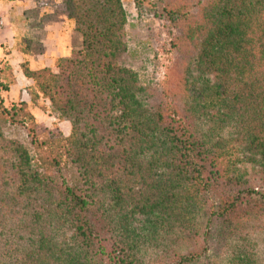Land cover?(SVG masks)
I'll use <instances>...</instances> for the list:
<instances>
[{
  "label": "trees",
  "instance_id": "1",
  "mask_svg": "<svg viewBox=\"0 0 264 264\" xmlns=\"http://www.w3.org/2000/svg\"><path fill=\"white\" fill-rule=\"evenodd\" d=\"M145 1L175 29L158 85L121 0H63L80 49L20 63L29 101L6 103L0 59V264H264V0Z\"/></svg>",
  "mask_w": 264,
  "mask_h": 264
},
{
  "label": "rangeland",
  "instance_id": "2",
  "mask_svg": "<svg viewBox=\"0 0 264 264\" xmlns=\"http://www.w3.org/2000/svg\"><path fill=\"white\" fill-rule=\"evenodd\" d=\"M121 1L127 18V38L132 56L130 66L135 70L138 81L141 84L150 86L158 85L164 79L167 67L170 66L176 56V52L170 44L175 29L170 27L168 21L163 18L146 12L144 8L147 6L145 0L142 2L143 8L141 7V13H139L134 0ZM29 16L33 18L36 15L32 13ZM41 33L42 31L36 26L32 29H27L26 27L17 29V43L20 47H25V43L30 40L29 45H27L31 49L30 55L37 54L42 49L39 41ZM71 38L77 46L72 50L71 55H77L81 43L79 32L74 29ZM31 63L42 64L41 61L36 60L26 61L29 67H31ZM26 90L27 93L24 92V94L29 99L28 89ZM2 95L6 103L12 101L7 91L2 92ZM39 101L47 103L45 99L40 98ZM30 106L32 111L35 109L37 112V128L40 134L56 136L58 134L67 135L69 133L70 124L67 120H60L49 111H40L41 109L38 110L36 105L30 104ZM253 241L257 243V250L260 256H262L264 253V233L259 237H254ZM161 245H166V242L157 244V246H146L145 249H147V252H144V256L147 257L154 253V249Z\"/></svg>",
  "mask_w": 264,
  "mask_h": 264
},
{
  "label": "crops",
  "instance_id": "3",
  "mask_svg": "<svg viewBox=\"0 0 264 264\" xmlns=\"http://www.w3.org/2000/svg\"><path fill=\"white\" fill-rule=\"evenodd\" d=\"M32 13L36 15L33 18L29 16ZM0 16L3 19L0 29V59L6 58L9 61L14 74V82L9 85L7 93L12 101H29L24 92L27 93L25 87L32 80L23 73L20 63L25 59L36 60L42 64L31 63L30 68L52 67L55 58L71 56L72 50L77 47L71 38L74 33L73 23L67 16L63 0H0ZM34 26L42 31L39 38L42 49L37 54L30 55V47H24L23 50L17 43L16 34L17 29H32ZM29 43L30 40L28 45ZM32 112L37 117L35 109Z\"/></svg>",
  "mask_w": 264,
  "mask_h": 264
},
{
  "label": "built area",
  "instance_id": "4",
  "mask_svg": "<svg viewBox=\"0 0 264 264\" xmlns=\"http://www.w3.org/2000/svg\"><path fill=\"white\" fill-rule=\"evenodd\" d=\"M2 26H3V19H2V17L0 16V29L2 28Z\"/></svg>",
  "mask_w": 264,
  "mask_h": 264
}]
</instances>
